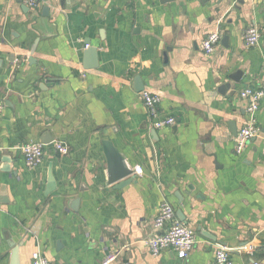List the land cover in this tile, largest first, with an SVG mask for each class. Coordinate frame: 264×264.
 <instances>
[{
  "label": "crops",
  "instance_id": "0c3cea01",
  "mask_svg": "<svg viewBox=\"0 0 264 264\" xmlns=\"http://www.w3.org/2000/svg\"><path fill=\"white\" fill-rule=\"evenodd\" d=\"M253 25L260 39L248 47ZM213 32L221 40L206 55ZM137 77L161 96L159 117L176 119L156 136ZM262 86L264 0H0V264L15 248L21 264L37 251L50 264L112 253L110 264H212L221 245L233 264H264V101L260 135L236 152L249 120L241 92ZM106 141L142 169L133 182L109 184ZM28 143L44 146L36 169ZM164 201L196 233L187 259L145 244Z\"/></svg>",
  "mask_w": 264,
  "mask_h": 264
},
{
  "label": "built area",
  "instance_id": "2783aa9c",
  "mask_svg": "<svg viewBox=\"0 0 264 264\" xmlns=\"http://www.w3.org/2000/svg\"><path fill=\"white\" fill-rule=\"evenodd\" d=\"M29 8H35L40 0H22ZM260 31L257 26H250L244 35L245 45L254 47L259 43ZM221 34L219 32L210 33L203 41L202 48L206 55H211L216 46L220 43ZM141 97L144 106L147 109L151 120V126L155 130L170 128L175 125L176 119L172 116L160 118L159 106L161 104V96L151 90L145 89L141 92ZM241 97L250 101L248 106L249 120L241 128L236 138V152L243 153L246 145L252 139L260 135V128L257 125L255 114L260 109V103L264 101V86L255 89L252 87L245 88L241 92ZM3 110V104L0 102V116ZM55 150L63 156L70 153V148L67 144L56 142ZM22 154L25 159L26 166L30 169H36L43 163L45 151L43 144L28 143L22 148ZM141 175L142 169L137 168L135 175ZM154 229L159 233L147 241L146 246L151 254L155 257L160 256L165 249H173L178 257L182 260L187 259L193 250L197 238L195 231L185 222L180 221L176 217V213L172 205L164 201L159 209V213L154 220ZM231 248L227 246H218L215 250L214 261L212 264H233L231 260ZM116 259V254L112 253L107 257L103 264H110ZM32 264H50L47 258L37 251L33 254Z\"/></svg>",
  "mask_w": 264,
  "mask_h": 264
},
{
  "label": "water",
  "instance_id": "95a60500",
  "mask_svg": "<svg viewBox=\"0 0 264 264\" xmlns=\"http://www.w3.org/2000/svg\"><path fill=\"white\" fill-rule=\"evenodd\" d=\"M22 1V0H21ZM48 9L45 8V15H48ZM98 52V48L97 47H89L85 52H84V56L85 59L89 58V57H95L97 55ZM98 63H94V64H90L87 65L85 63V67L88 69H94L97 68ZM135 83H136V90L138 92H142L145 90V86L143 85V82L141 81L140 77H137L135 79ZM152 135L156 136L157 135V131L153 130L152 131ZM249 143V142H248ZM104 149L106 152V156L108 159V182L110 185H117L118 187H123L131 182L134 181L135 178V170L128 167L124 156L118 151V149H116L114 147V145L111 142H104ZM50 186H52L53 184V179H50ZM53 191L52 187L49 188V192L51 193ZM79 204V199H75V201H73V205L77 206ZM74 210H77L74 208ZM185 219H183L184 221ZM11 264H21V260H20V252H19V248H15L12 254V259H11Z\"/></svg>",
  "mask_w": 264,
  "mask_h": 264
}]
</instances>
